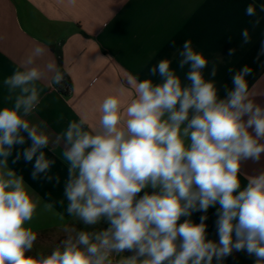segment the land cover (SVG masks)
Masks as SVG:
<instances>
[{
    "label": "clouds",
    "instance_id": "9594fccd",
    "mask_svg": "<svg viewBox=\"0 0 264 264\" xmlns=\"http://www.w3.org/2000/svg\"><path fill=\"white\" fill-rule=\"evenodd\" d=\"M258 8L264 13V3ZM245 14L253 30L260 25L257 6L247 5ZM251 39L243 29L241 46ZM170 46L176 48L175 41ZM48 51L36 44L3 80L0 264H221L234 250L264 264V169L243 171L246 162L264 157V105L251 98L250 66L229 68L231 86H218L216 63L209 68L208 58L185 40L175 52L182 76L163 58L148 78L128 76L127 87L105 96L94 122L80 116L52 136L45 123L28 119L41 103L38 81L50 76L56 86L65 80L55 61L38 63ZM261 56L264 40L255 61ZM50 145L61 148L67 174L63 198L44 208L59 206L72 219L50 253L30 254L38 233L26 224L40 197L11 166L23 161L33 181L60 185L52 173L56 159L46 155ZM210 208L217 240L207 236ZM194 212L205 213L199 223L191 219ZM101 222L107 227L98 229Z\"/></svg>",
    "mask_w": 264,
    "mask_h": 264
},
{
    "label": "crops",
    "instance_id": "0c3cea01",
    "mask_svg": "<svg viewBox=\"0 0 264 264\" xmlns=\"http://www.w3.org/2000/svg\"><path fill=\"white\" fill-rule=\"evenodd\" d=\"M260 3L264 0H75V3L0 0V107L4 106V78L12 74L36 44L49 49L38 63L52 60L58 66L55 51H60L62 69L71 83L64 96L50 84V76L38 81L42 88L41 103L28 119L32 123H45L47 132L54 136L70 120H78L80 116L94 122L105 96L116 92L120 84L127 87L128 76L138 80L148 78V69L163 58L170 59L172 67L182 76L175 52L185 40H191L194 48L208 58L209 68L216 63L218 86L225 83L231 86L229 68L236 71L245 64L250 66L254 74L246 79L253 93L251 98L264 105V68L260 67L264 56L259 62L254 59L264 40V13L259 12ZM249 4L257 6V15L261 17L260 25L254 30L249 24L253 18L245 14ZM245 28L252 39L242 47L241 32ZM173 41L176 48L170 46ZM230 49L236 50L231 56ZM131 96V92H125L126 99ZM45 151L49 158L56 159L52 173L60 176V185L33 181L29 175L31 165L23 161L10 165L40 197L32 221L26 224L38 233L30 254L37 250L50 253L65 238L60 229L72 219L59 206L51 211L44 208L50 200L63 198L67 174L66 166L58 158L61 148L50 145ZM258 169H264V157L259 163L248 161L243 166L248 174ZM241 181L246 182L243 176ZM60 213H64V220L59 218ZM204 214L194 212L191 219L199 223ZM206 215L208 239L217 240L215 209L210 208ZM76 227L83 229L84 225L77 223ZM96 227L102 229L107 225L101 222ZM124 255L131 253L126 251ZM112 259L115 262L119 257L113 255ZM221 264H255V259L246 251L234 250Z\"/></svg>",
    "mask_w": 264,
    "mask_h": 264
},
{
    "label": "trees",
    "instance_id": "16d2710c",
    "mask_svg": "<svg viewBox=\"0 0 264 264\" xmlns=\"http://www.w3.org/2000/svg\"><path fill=\"white\" fill-rule=\"evenodd\" d=\"M55 53L57 55L58 67L63 71L62 66H61V54H60V51L56 50ZM70 86H71L70 80L68 79L67 75L65 74V80H64L63 84L62 85H56L55 88L62 95L67 96L68 89L70 88Z\"/></svg>",
    "mask_w": 264,
    "mask_h": 264
}]
</instances>
